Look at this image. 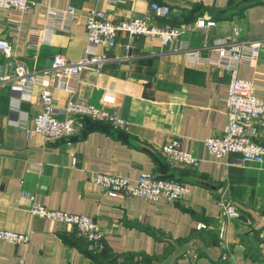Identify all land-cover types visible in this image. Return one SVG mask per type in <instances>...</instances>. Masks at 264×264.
<instances>
[{
  "label": "crops",
  "instance_id": "1",
  "mask_svg": "<svg viewBox=\"0 0 264 264\" xmlns=\"http://www.w3.org/2000/svg\"><path fill=\"white\" fill-rule=\"evenodd\" d=\"M153 1L171 12L149 21L181 27L177 42L118 32L114 45L96 50L111 60L67 79L72 91L57 87L52 74H37L28 91L0 86V229L30 235L23 245L0 240V264L20 258L24 264H264V158L216 159L204 144L226 125L230 79L228 70L209 62L210 47L226 38L264 39V0H35L27 11L0 9V39L11 45V64L0 54V76L14 74L15 62L40 69L57 53L78 60L91 9L120 21L144 16ZM199 19L214 23L198 27ZM184 47L198 50L200 59L192 64ZM235 68L264 99V62L241 60ZM43 90L61 109L69 99L85 100L125 127L85 118L76 136L27 135L19 125L34 126ZM173 140L199 160L197 167L165 158L161 148ZM256 140L264 145V128ZM96 173L132 182L151 173L185 183L190 193L175 202L124 198L94 185ZM27 193L49 209L91 216L104 232L106 253L75 228L30 214ZM224 200L238 217L220 215Z\"/></svg>",
  "mask_w": 264,
  "mask_h": 264
},
{
  "label": "built area",
  "instance_id": "2",
  "mask_svg": "<svg viewBox=\"0 0 264 264\" xmlns=\"http://www.w3.org/2000/svg\"><path fill=\"white\" fill-rule=\"evenodd\" d=\"M34 5L35 0H0V9L15 8L27 11ZM67 12L71 14L73 8H69ZM170 12L171 8L168 4L153 1L149 4L148 13L142 17L112 21L105 10L91 9L86 16V46L78 60L71 61L63 54L57 53L46 66L32 70H26L15 62L14 74L0 76V86L11 83L20 90L28 91L35 84L37 74H52L56 79L57 87L72 91L73 88L68 85L67 79L77 78L80 72L85 70H100L111 60L110 56L98 53L96 50L98 47L108 48L114 45L118 32L158 38L163 45L177 42L182 33L181 27L168 24L156 25L149 21V15L167 17ZM213 23L205 22L204 19L196 21L198 27ZM244 48L248 52H245ZM174 50L178 51L179 48ZM262 50H264V39L240 43L226 38L215 41L210 47L209 62L230 73L226 96V125L219 134L204 140L207 152L216 159L224 158L232 153L238 154L242 162L260 163L264 158V145L256 140L260 129L264 128V99L254 93L251 81L237 77L235 68L236 62L241 60L264 62V55L261 56ZM183 51L192 64L200 59L198 50L184 47ZM0 54L8 60L11 58V45L6 39H0ZM9 64H11L10 60ZM40 99L42 111L35 115L34 126L28 128L19 125V128L25 130L27 135L40 133L46 140L76 136L83 130L85 118L111 123L114 127L121 129L125 127L123 120L103 109L95 108L85 100L69 99L61 109L48 90L41 91ZM161 151L171 162L190 168H195L199 164L196 157L180 148L177 140L162 146ZM90 181L106 192L119 194L124 198L140 197L151 203L162 197L175 202L190 193V188L185 183L160 178L151 173L141 174L134 182L123 175L96 173L90 177ZM24 195L30 214L51 220L60 226L73 227L78 236L91 243L96 250L100 251L103 248L104 232L91 216L58 209L52 210L38 203L33 194ZM220 215L227 219L236 218L239 210L234 204L224 200L220 202ZM29 239L28 233L0 229V240L23 245ZM17 264H24V260L20 258Z\"/></svg>",
  "mask_w": 264,
  "mask_h": 264
},
{
  "label": "trees",
  "instance_id": "3",
  "mask_svg": "<svg viewBox=\"0 0 264 264\" xmlns=\"http://www.w3.org/2000/svg\"><path fill=\"white\" fill-rule=\"evenodd\" d=\"M161 178V177H160ZM99 253H101V254H104V253H106V247H105V245L103 246V248L100 250V252Z\"/></svg>",
  "mask_w": 264,
  "mask_h": 264
}]
</instances>
